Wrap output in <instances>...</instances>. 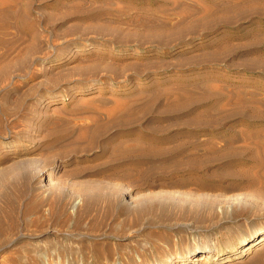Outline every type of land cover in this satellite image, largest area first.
Here are the masks:
<instances>
[{"label":"rangeland","instance_id":"374dc122","mask_svg":"<svg viewBox=\"0 0 264 264\" xmlns=\"http://www.w3.org/2000/svg\"><path fill=\"white\" fill-rule=\"evenodd\" d=\"M248 115L264 0H0V264H264Z\"/></svg>","mask_w":264,"mask_h":264},{"label":"bare ground","instance_id":"6f19581e","mask_svg":"<svg viewBox=\"0 0 264 264\" xmlns=\"http://www.w3.org/2000/svg\"><path fill=\"white\" fill-rule=\"evenodd\" d=\"M211 1V0H210ZM237 1V0H236ZM228 2V1H227ZM241 2V1H240ZM229 3V2H228ZM237 5V4H236ZM227 7V6H226ZM240 114V113H239ZM238 114V115H239ZM245 113H241L240 115H243ZM248 114V113H247ZM239 115V116H240ZM259 115V114H258ZM248 118H253V119H257V120H263L264 121V117H254L253 115H248ZM23 171V169L21 170V172ZM25 171V170H24ZM20 172V173H21ZM24 173V172H23ZM26 173V172H25ZM28 173L25 174V176L27 175ZM22 175V174H21ZM24 175H22L23 177ZM226 203V202H225ZM224 203V205H225ZM228 204V203H226ZM222 206V205H221ZM220 206V207H221ZM261 242H264V235L263 236H260V238H258V240L255 242V243H252V244H249L248 242H243V245H245V247L243 249H241V251H239V253H242L244 252V250H247L249 248H252L253 246H256L257 244L261 243ZM205 255V254H204ZM205 256L203 257L202 255L199 257V258H195L193 259V262H196V263H204L205 262ZM42 262L41 264H89V262L86 260V259H81V258H77V260H75L74 262H69V260L67 259H63V260H60V259H46V258H42Z\"/></svg>","mask_w":264,"mask_h":264}]
</instances>
